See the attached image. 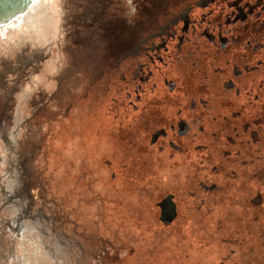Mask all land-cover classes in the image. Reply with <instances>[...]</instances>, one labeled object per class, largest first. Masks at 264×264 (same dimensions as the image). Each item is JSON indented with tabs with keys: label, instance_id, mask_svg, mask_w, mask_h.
Instances as JSON below:
<instances>
[{
	"label": "rangeland",
	"instance_id": "374dc122",
	"mask_svg": "<svg viewBox=\"0 0 264 264\" xmlns=\"http://www.w3.org/2000/svg\"><path fill=\"white\" fill-rule=\"evenodd\" d=\"M34 5L0 30V264H264L259 184L219 176L198 191L199 163L158 157L115 106L110 38L149 3ZM144 15L139 32L160 23ZM168 193L179 218L164 224L156 203Z\"/></svg>",
	"mask_w": 264,
	"mask_h": 264
},
{
	"label": "flooded vegetation",
	"instance_id": "af4514ba",
	"mask_svg": "<svg viewBox=\"0 0 264 264\" xmlns=\"http://www.w3.org/2000/svg\"><path fill=\"white\" fill-rule=\"evenodd\" d=\"M145 1L130 12L131 27L115 25L110 38L120 50L115 106L129 110V128L158 157L183 168L199 163L198 191L214 192L215 177L246 184L247 176L260 186L252 203L263 204L264 0H178L176 8V0ZM138 10L160 23L139 32ZM177 203L171 193L156 203L162 223L179 218Z\"/></svg>",
	"mask_w": 264,
	"mask_h": 264
},
{
	"label": "water",
	"instance_id": "95a60500",
	"mask_svg": "<svg viewBox=\"0 0 264 264\" xmlns=\"http://www.w3.org/2000/svg\"><path fill=\"white\" fill-rule=\"evenodd\" d=\"M40 0H0V30L16 22L23 14ZM173 216H169L172 220ZM19 229V227H18Z\"/></svg>",
	"mask_w": 264,
	"mask_h": 264
},
{
	"label": "bare ground",
	"instance_id": "6f19581e",
	"mask_svg": "<svg viewBox=\"0 0 264 264\" xmlns=\"http://www.w3.org/2000/svg\"><path fill=\"white\" fill-rule=\"evenodd\" d=\"M39 2H40V1H39ZM39 2H38V3H39ZM38 3H37V4H38ZM34 6H36V5H34ZM34 6H33V7H34ZM33 7H32V8H33ZM30 9H31V8H29V9L23 14V16H24L26 13H28V11H29ZM14 23H15V22H14ZM14 23H13V24H14ZM13 24H11V25H13ZM11 25H10V26H11ZM10 26H9V27H10ZM9 27H8V28H9ZM5 29H6V28H5ZM1 32H2V31H1Z\"/></svg>",
	"mask_w": 264,
	"mask_h": 264
}]
</instances>
